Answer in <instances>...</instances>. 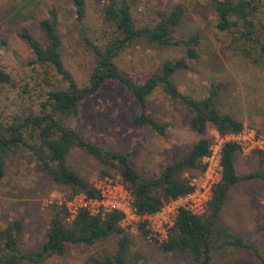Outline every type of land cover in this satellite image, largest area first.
I'll return each instance as SVG.
<instances>
[{"label":"trees","instance_id":"obj_1","mask_svg":"<svg viewBox=\"0 0 264 264\" xmlns=\"http://www.w3.org/2000/svg\"><path fill=\"white\" fill-rule=\"evenodd\" d=\"M207 1L214 9L216 30L230 37V50L254 64L264 65V35L258 36L264 30V0ZM71 3L75 24L90 60L87 81L78 85L64 64V43L56 8H50L39 22L43 41L36 39L27 28L19 30L17 36L31 55L21 64L30 68L32 74L19 85L17 98L12 100L9 96L5 98L3 90L12 92L17 86L10 75L0 70V179L5 175L10 157L25 152L52 182L69 189V198L83 194L97 199L100 192L68 165L67 157L72 150L78 149L118 171L121 183L131 193L136 215L156 214L165 203L194 191L190 180L205 170L201 162L210 154V139L201 137L182 159L167 164L156 178L146 179L130 164L132 153L113 154L83 140L70 127L69 122L78 117L81 104L98 94L106 84L113 83L123 88L137 104L133 126L149 128L163 136L166 124L151 118L147 111L148 98L160 88L174 105L190 114V125L199 135L203 136L208 128H213L220 137L237 135L244 130V125L231 114L217 109L216 100L222 89L219 83L212 84L207 95L196 99L180 92L173 82L175 74L189 69V61L198 59V38L174 34L184 18L181 5H174L166 12L157 11L154 19L138 24L127 0H100L101 17L89 23L85 17L86 0H71ZM138 42L165 49L182 48L185 55L162 61L157 72L137 83L121 72L117 60ZM1 44L5 46L4 42ZM13 103L18 109L9 113ZM240 150V146L231 141L222 145L221 179L212 189L206 212L197 216L179 209L167 241L160 246L162 253L184 255L187 264H210L213 240L223 237L225 246L250 250L264 264L256 245L232 235L225 227L215 231L229 189L243 179L264 181V172L245 177L237 175L234 156ZM196 171L199 174L193 173ZM67 216L62 207L51 218L38 248L26 252L20 248L23 222L13 220L0 230V264L24 261L43 264L53 255H62L67 245L93 246L113 236L119 237L116 251L102 259H91L92 264H138L141 260L140 256L129 252V239L121 227L122 213L110 211L91 215L88 210L80 209L70 225L63 222ZM145 225L146 222L140 227L143 235L147 233Z\"/></svg>","mask_w":264,"mask_h":264},{"label":"rangeland","instance_id":"obj_2","mask_svg":"<svg viewBox=\"0 0 264 264\" xmlns=\"http://www.w3.org/2000/svg\"><path fill=\"white\" fill-rule=\"evenodd\" d=\"M127 1L138 24L154 19L157 11L166 12L174 5H181L184 18L174 34L177 37L198 38V59L189 61V69L175 74L173 82L180 92L196 99L207 95L212 84L219 83L222 89L216 100L217 109L241 121L245 130L262 135L264 65L254 64L230 50V37L216 30L214 9L207 0ZM52 7L59 13L64 64L78 85L86 83L90 60L75 24L71 0H0V70L10 75L17 86L12 92L4 89L5 98H17L19 85L32 74L30 68L21 64L31 55L17 36L19 30L27 28L36 39L43 41L39 22ZM99 7L100 0H86L85 17L88 23L93 18L101 17ZM263 35L264 30L258 36ZM184 51L182 48L165 49L138 42L120 55L117 65L125 76L141 83L158 71L162 61L182 57ZM17 109L13 103L8 110L14 113ZM147 111L151 118L166 124L163 136L149 128L133 126L136 102L123 88L108 83L98 94L81 104L78 117L71 120L69 125L83 140L113 154L132 153L130 164L146 179L156 178L167 164L182 159L201 137L209 138L211 145H215L219 139L213 128H208L203 136L197 134L190 125V114L174 105L160 88L148 98ZM67 162L71 169L95 188L102 189L112 183L130 192L121 183L116 169L78 149L72 150ZM234 167L237 175L242 177L264 172V154L240 150L234 156ZM193 173L199 174L198 171ZM68 193V188L57 186L41 172L27 153L13 155L7 162L4 177L0 179V230L13 220L20 219L24 230L21 250H36L51 218L61 210L59 202L75 196L69 198ZM170 217V210H165L154 216L153 220L161 222L165 228L168 224H164V221H170ZM63 222L66 225L71 223L68 217ZM123 227L129 239L130 254L141 257L138 264H187L184 255L162 253L148 225L144 227L146 235H143L140 225ZM220 227L256 245L264 258L263 180L243 179L229 189L215 231ZM118 239V236H113L93 246L67 245L62 255H53L43 264H92L91 259H102L113 254ZM225 242L223 237L213 240L210 264H262L250 250L225 246ZM21 264L34 263L24 261Z\"/></svg>","mask_w":264,"mask_h":264},{"label":"built area","instance_id":"obj_3","mask_svg":"<svg viewBox=\"0 0 264 264\" xmlns=\"http://www.w3.org/2000/svg\"><path fill=\"white\" fill-rule=\"evenodd\" d=\"M217 143L211 145L210 154L202 159V165L205 170L198 177L190 180L194 191L188 195L179 197L176 200L165 203L160 212L153 215L138 216L132 208V196L126 189L117 184L108 183L102 189L96 188L100 192L97 199L87 198L83 194L75 195L70 200L60 201L59 204L67 211L68 218L72 221L80 209H86L91 215L118 211L123 214L121 221L123 225H142L146 222L150 232L153 234L155 241L161 246L168 239L171 226L179 209H184L193 215L202 216L207 209V205L212 196V189L220 181L222 168L220 165V154L222 145L231 141L240 146L244 152H258L264 154V135H258L253 130H243L237 135H227L218 137ZM165 210H170V221H164L168 224L165 228L162 223H156L154 216Z\"/></svg>","mask_w":264,"mask_h":264},{"label":"crops","instance_id":"obj_4","mask_svg":"<svg viewBox=\"0 0 264 264\" xmlns=\"http://www.w3.org/2000/svg\"><path fill=\"white\" fill-rule=\"evenodd\" d=\"M226 196H227V194H226Z\"/></svg>","mask_w":264,"mask_h":264}]
</instances>
